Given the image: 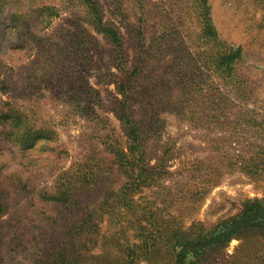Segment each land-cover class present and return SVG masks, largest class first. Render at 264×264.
<instances>
[{"label": "rangeland", "instance_id": "rangeland-1", "mask_svg": "<svg viewBox=\"0 0 264 264\" xmlns=\"http://www.w3.org/2000/svg\"><path fill=\"white\" fill-rule=\"evenodd\" d=\"M247 199L264 0H0V264H176ZM187 259L264 264V233Z\"/></svg>", "mask_w": 264, "mask_h": 264}, {"label": "trees", "instance_id": "trees-1", "mask_svg": "<svg viewBox=\"0 0 264 264\" xmlns=\"http://www.w3.org/2000/svg\"><path fill=\"white\" fill-rule=\"evenodd\" d=\"M237 57L236 50L228 49L226 57L228 63ZM252 232L264 233V202L247 199L242 203L238 214L221 225L219 230L211 231L209 234L202 230L180 234L177 240L180 248L175 263L191 264L192 260H188L187 255L197 258L204 251L220 246L234 236H245Z\"/></svg>", "mask_w": 264, "mask_h": 264}]
</instances>
